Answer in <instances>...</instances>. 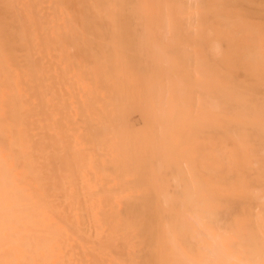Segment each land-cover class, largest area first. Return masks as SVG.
Here are the masks:
<instances>
[{
    "label": "bare ground",
    "instance_id": "1",
    "mask_svg": "<svg viewBox=\"0 0 264 264\" xmlns=\"http://www.w3.org/2000/svg\"><path fill=\"white\" fill-rule=\"evenodd\" d=\"M22 5L23 0H0V264H211L215 258L201 250V238L209 231L243 242L255 264H264V24L252 23L264 22V10L212 12L211 72H198L191 81L199 92L195 100L184 79L167 73L168 95H147L155 105H136V93L134 104L127 107L131 92H121L124 106L107 107L106 101V107L94 106L92 100L79 99L78 106L69 103L68 109L65 99V108L60 107L57 95L52 94L59 107L45 100L46 87L57 80L51 59L54 37L47 35L51 26L40 36L38 24L46 17L42 15L38 28L33 24L44 5L36 10V0H26L25 13ZM85 17L84 24L91 19ZM155 17L149 19L153 27ZM162 17L157 20L167 23V16ZM160 29L159 38L164 36ZM124 30V43L119 42L127 50ZM68 58L66 52L60 54V59ZM63 71L58 79L68 91L72 78L65 67ZM172 86L177 89H169ZM134 105L146 127L144 134H135L129 122ZM78 124L83 126L80 131ZM99 155L105 158L97 160Z\"/></svg>",
    "mask_w": 264,
    "mask_h": 264
},
{
    "label": "rangeland",
    "instance_id": "2",
    "mask_svg": "<svg viewBox=\"0 0 264 264\" xmlns=\"http://www.w3.org/2000/svg\"><path fill=\"white\" fill-rule=\"evenodd\" d=\"M39 1H40L41 5H39V3H38ZM39 1L37 2V0H36V5L37 4L38 5L35 9L37 10L42 5H44V6L41 7L42 8L41 11L39 10L40 13H39V11H36V14L34 15L33 18H34V20H37V23L34 21L35 23H33V24L36 26L38 24V22H40V19L44 18L43 16L46 17V18H44L46 20H44V19L41 20V22L43 21L42 24H41V22L38 24L40 26L39 28L36 26L38 28L37 29L38 35H40V36H44L45 29L49 30V28H50L49 26H51L50 34H47V35H51V37H54V38L49 37V39L51 38L50 39V41L52 43L51 47L53 48V49L51 48V51H52L51 53L53 56V58H51V59H52V61L54 59L52 66H53V69H56V70H53L54 72L53 71L52 72L54 75L53 77L57 80V82H55V80H54L55 83L53 82L51 84L52 87H49V86H47L48 88L46 87V89H45V100L50 102L51 105H53V104L57 105L58 104L57 102L59 101L60 107H64V108H65V104L63 105L64 99H65V103L67 102V104H66L67 108L69 106V103H70L69 107H71V108L78 106V104H79L78 100L79 99L92 100L93 102L90 103V105H94V106H102L103 101H104L103 103H105V101L108 102V104L105 103L107 107L124 106V102L121 101V99H122L121 92H127L128 95L130 94L129 92H131V95L129 98L130 103L129 102L125 103V105L127 107H129V105L131 107L132 106L131 103L134 104L135 101H136L135 104L136 105L139 104L141 107L155 105L156 103H154V102L152 103L149 100V98L151 97L152 94H156V96L157 95L160 96V92L163 94L162 97H164V95L165 96L168 95L165 93L168 91L167 90V88H168L167 83L169 81L167 78H169V77L177 79V80L184 79L186 82V86L188 84L191 87L190 88V93H191L190 96H191L192 100H195L198 97L199 92H198L197 86L194 87L196 84L194 82H191V81H195L194 79L196 78V76H198V72L200 73V75L205 74L207 76L211 72L210 65H211V61H212V56H211V50H210L211 49L210 48L211 47V31L210 30L215 25V22L213 21V17H212L213 16L212 12L220 11V10H226V9L232 10L234 12H241V13L242 12H250V11L251 12H257L258 10H264V4H262L263 0L262 1L260 0V2H261L260 4H262L261 7H259V6L255 7L256 4L258 5V0H256V2H255V0H225V1H223V0H46L47 2L45 0L44 1L39 0ZM24 3H25V5H22L23 13H25L26 8H27L26 0H23V4ZM45 4H47V5H45ZM224 4H227L228 6L227 5L225 6ZM254 4H255V6H254ZM48 5H50V6H48ZM229 5H234V6L230 7ZM56 7H58L59 9L58 8L56 9ZM219 7H221V8H219ZM43 8H45L46 10L43 11ZM49 9H51L52 11ZM236 9L239 11H237ZM228 10H226V11H228ZM57 11L59 14L57 13ZM52 12H54L56 15L53 14ZM63 12L67 13V15L69 16V19L66 17V15H64ZM117 12H119L120 14H118L117 18H116L115 15L117 14ZM45 13H48V15L47 14L45 15ZM86 13H87V15H86ZM133 13L135 15H132ZM182 13L184 15L185 14H189V15H185V16L183 15L184 17L182 18L181 17ZM60 14H62V15H60ZM149 14H150V17L148 18ZM154 14H156V15H154ZM171 14H173V15L176 14V16H173ZM180 14H181V16H180ZM83 15L86 16L84 19L91 18L89 20L87 19L88 22L86 20L85 24L82 20L84 17ZM47 16H49V17H47ZM55 16H56V19H55ZM120 16H121V18H120ZM125 16H127V17H125ZM161 16H163L164 18H165V16H167V18H165V19H167L166 20L167 23H165L164 20H163L164 23H162L161 21L159 22V20H157V19H160ZM154 17H155V19L157 18L156 19L157 21L154 20L155 23H153V25H154V27H153L152 22H150L149 19L154 18ZM174 17H177L176 19H178L177 22L179 24H176L177 22L172 23V22L176 21V19ZM118 18H120L121 22H119ZM126 18H128V19H126ZM172 18H174L173 19L174 21L171 20ZM252 21H253L252 22L253 24H257V25L258 24H264V22H262V21H260V23H258L259 20H257V19H255V21H258L257 23L254 22V20H252ZM117 22H119V23L116 24ZM158 22L160 24H158ZM252 23H249V24H252ZM165 24L168 28L164 27ZM59 26H61L60 29L62 30L63 33L59 29ZM116 26L117 27L119 26L121 33L118 30L119 28H117ZM123 26H124V28H123ZM172 26H175L176 29H178V27L180 28V30L178 29L179 30L178 34H176L174 32V31H176V29ZM45 27H47V28H45ZM86 27L88 28V30ZM195 27H196V29H195ZM55 28L59 29V30H56ZM71 28H73L74 30H72ZM122 28L125 29L124 30V35H125L124 40L126 43L125 46L129 47V48H127V50L125 48L126 51L123 50L124 49V47H123L124 42H123V38H122L123 37V29ZM142 28H144V29H142ZM148 28L153 30L152 32H150L151 34L148 33V31H147ZM152 28H154V29H152ZM159 28H161L160 31L162 30V28H163V30L166 29V32H165V30H164V32H163V30L160 32V35L162 33V36L164 35L165 37L164 36L163 37L165 39L161 36L159 38L158 33H156V31H158ZM89 29H91L90 30V33H91L90 36H88ZM39 30H41V31H39ZM55 30H56V32H55ZM116 30L119 32H116ZM112 31H114V32H112ZM133 31H135V32L133 33ZM196 31H197L198 37H196V35H195ZM87 32H88V34L86 35ZM172 32H174V34ZM118 33H120L121 36ZM152 33H154V35H152ZM165 33H166V35H165ZM116 34H117V37L115 38ZM133 34H134V37H132ZM175 35L176 36L178 35V36L175 37ZM40 36H38V38H39V41L41 42L43 37L40 38ZM119 36H120V38H119ZM141 36H142V38L144 36H146L147 38L149 37V39H150V40H148L146 37H144V38H146L145 39V49H144V44H143L144 38L142 39ZM64 37H65V39H64ZM72 37H75L74 39H77V41L74 40ZM87 37L91 41L87 40L88 39ZM127 37H129V39ZM137 37H138V39H136ZM192 37L194 39H192ZM172 38L174 39L173 42H172ZM177 38H179V41L175 40ZM160 39L162 41H160ZM190 39H191V41H190ZM71 40H73V43L76 41L77 42L76 44H80V46L78 47V45H76L75 43L72 44ZM126 40H127V42H126ZM128 40H129V42H128ZM147 40H148V42H147ZM194 40L196 42V46L199 43L200 45L199 44L198 45L200 47H202V49L199 46H198V48L195 46ZM119 41L123 42V43L121 44ZM152 41L154 43H152ZM87 42H89V43H87ZM90 42L93 44L91 45ZM162 42L165 44H163ZM177 42L179 44L175 45V43H177ZM186 42H187V44H186ZM100 43H101V45H100ZM119 43H120V47H122V49L119 47ZM167 43H168V46H169V44L170 45L172 44V47L171 46L168 47L166 45ZM135 44H137L139 46L138 49H137V45H135ZM148 44H150V45L148 46ZM152 44H153V46L155 45V48L156 47H158V48H156V49L154 48L155 49L154 50ZM56 45H57V47H56ZM89 45L91 46L90 49H92V50L89 49V47H90ZM163 45H166L169 49L166 48V46L162 47ZM174 45L177 47H174ZM112 46H114V48ZM133 46H135V48H136L135 54L131 53L134 51ZM190 46L192 47V49L190 48ZM118 47H119L120 51L117 49ZM151 47H152V49H151ZM159 47L162 51H165V54L167 55V56H165L166 57L165 60H167L171 66L168 65V63H166L167 67L164 66V64H162L163 63L161 61L162 56L165 54L163 52H162L163 54L161 53ZM56 48L57 49L59 48V50H56ZM62 48L65 51H63ZM112 48L114 51H112ZM199 48H200L201 52H199L200 51V50H198ZM121 50H123L124 52L122 53V57L120 59L119 55H121L120 54ZM128 50L130 52H127ZM151 50H154V52H155L152 56H151V54L153 53V51L151 52ZM156 50L158 51L157 52L158 54L156 53ZM195 50L196 51L198 50L197 52L201 53L202 55L200 56V54L197 53L198 54V56H197ZM57 51L59 52V54ZM90 51H93V54H91L92 52H90ZM203 51L205 54L202 53ZM65 52L67 53V55L69 57L68 60H66V61L60 59V54L61 55L65 54ZM103 52H104V54H103ZM53 53H55L58 56L54 55ZM176 53L178 55H176ZM84 54H85V56H84ZM101 54H103V55H101ZM139 54H140V56H139ZM145 54L147 56H149V58H147ZM92 55H96L94 57H96L97 59H94V57H92ZM185 55H188V56L185 57ZM40 56H41V54H40ZM54 56H56V57H54ZM202 56L207 58V59L204 58L205 60H203ZM103 57H105V58H103ZM160 57H161V59H160ZM122 58H125L126 60L122 59ZM146 58H147V60H146ZM157 58H158V62H160V64L157 63V61H156ZM99 59H100V61H99ZM73 60H74V62H73ZM95 60H98V63H97V61L94 62ZM104 60H105V63H104ZM120 60L123 61L124 64L126 63L124 65V68H123V63H122V65H120V63H121ZM165 60H163L164 63H165ZM175 60H176V62H175ZM42 61L43 60L41 58L39 60V62L44 64V61L43 62ZM81 61H82V63H81ZM142 61H143V64H142ZM145 61H147V64H145L146 63ZM198 61H199V63H198ZM54 62L55 63L57 62V63L54 64ZM149 63H151V64H149ZM175 63H176V66L174 65ZM102 65H103V67H102ZM130 65L131 66L133 65V67H130ZM140 65H141V67H140ZM143 65H145V66L143 67ZM149 65H151V66H149ZM155 65H156V67H155ZM40 66H41V64H40ZM40 66H39V69L41 72L42 68H40ZM100 66H101V69L103 71L98 70L99 68H97V67H100ZM56 67L60 68V69L58 70ZM64 67L67 70V74L72 78V80H70V81H72V84H70V86L68 88L69 92L66 90L65 84L61 83V81H60L61 79L60 80L58 79V78H61L60 76H62V74H64V71H63ZM116 67H117V71L120 68H122V70L120 69L117 72L115 70ZM160 67H161V69H160ZM168 67L171 70H168L167 69ZM195 67L196 68L198 67V68L196 69ZM155 68H156L157 74H156V72H154ZM69 69H70V71H69ZM140 69L142 71H140ZM123 70H124V72H123L124 74L122 73ZM196 70H198V71L196 72ZM165 71H166V74H165ZM56 72H58V73H56ZM139 72L140 73L142 72L143 74H140L141 76L138 75L139 76L138 77L137 74H139ZM160 73L162 76H160ZM167 73H168L169 77H167ZM102 74H103V76H101ZM174 74H175V77H174ZM142 75L144 76V78L142 77ZM184 75H185V77H184ZM100 76L103 77L100 79H102L103 81L105 80L104 81L105 84L103 81H101V82H103V83H101L98 80ZM186 76H188V78ZM104 77H106L108 79L106 80V78H104ZM122 77H125V79ZM165 77H166V79H165ZM109 78H111V80ZM130 78H131V80L132 79L133 80L131 81ZM118 79H119V81H118ZM134 79H136V81H134ZM121 80H123V81H121ZM137 81H139V83H140L139 85L137 84ZM152 81H153V83H152ZM134 82H136V84H134ZM56 83H58V84H56ZM73 83L75 84L76 87L74 86ZM109 83H112L111 84L112 86ZM108 84L110 85L109 89L107 86ZM129 84H134V86L132 85L133 86L132 87ZM144 84L146 85L145 88H144V86H145ZM155 84H156V87H155ZM125 85H127V86L124 87ZM135 85L137 87L136 88L137 90L135 89ZM53 86H54V88H53ZM60 86H62V87L60 88ZM129 86H131L132 88L131 87L129 88ZM142 86H143V88H142ZM110 87H111V89H110ZM56 88L59 90H61L63 88L64 91L62 89L60 92H58V90H57V92H55ZM75 88L77 91L75 90ZM138 88L143 89V91L145 93L143 91L140 92L141 90L139 91ZM161 89H163V91ZM169 89L174 91L177 89V87L172 86V87H169ZM65 90L67 91V94H65L66 93ZM107 90H109V93ZM147 90H149V92ZM132 91L134 93H132ZM146 91H147V93H146ZM63 92L65 94L64 96H63ZM77 92H78V95L76 96L75 94H77ZM68 93L71 94V96L68 95ZM98 93H99V95H98ZM136 93H138L137 96H136ZM142 93H143V95H142ZM52 94L54 97L57 95L55 97L57 100L54 99ZM134 94H135L136 99H137V100L135 99V101H133L135 98L133 96ZM148 94H150V95H148ZM60 95H62L63 97L62 96L60 97ZM96 95H98V98H99V96L102 98L101 101H99V99H96L97 98ZM147 95L149 96V98L147 97ZM51 96L53 98H51ZM67 96H70V97L68 98ZM140 97L144 100L146 98H148L144 101V102H146V104L148 102V105H146L142 101L145 104V106H144L141 102ZM132 98H133V100L131 101ZM138 98H139V100H138ZM76 99H77V101H76ZM51 100L53 102L56 100L57 102L55 101L53 103ZM149 101H150V105H149ZM194 104H195L194 101L190 103V105H194ZM55 105H53V106L55 107ZM136 105L133 106V107H135V110L132 109L133 107L130 108V110H131L129 113L130 116L128 117L129 122H130L132 128H134L133 130L134 131L136 130L135 132L134 131H132V132H134L135 134L136 133L139 134L140 133L139 130H140L141 133L144 134L146 132V127L144 126V122H142L143 119L140 116L141 115L140 112H136V109H138V111H139V107H137ZM106 106L103 105L102 107H106ZM68 109H70V108H68ZM136 126L139 127L140 129H138ZM78 128H79L78 129L79 131L82 130L83 129L82 124L81 125L78 124ZM142 130H145V131L143 132ZM100 156L101 155H99L96 159L98 160V158L99 159L105 158L104 156H101V157ZM55 158H58V157L55 156ZM55 158H54L55 164L57 165L59 163V160L58 159L56 160ZM170 187H173V184H170Z\"/></svg>",
    "mask_w": 264,
    "mask_h": 264
},
{
    "label": "clouds",
    "instance_id": "3",
    "mask_svg": "<svg viewBox=\"0 0 264 264\" xmlns=\"http://www.w3.org/2000/svg\"><path fill=\"white\" fill-rule=\"evenodd\" d=\"M201 250L215 258L211 264H255L243 242L214 232L209 231L201 238Z\"/></svg>",
    "mask_w": 264,
    "mask_h": 264
}]
</instances>
